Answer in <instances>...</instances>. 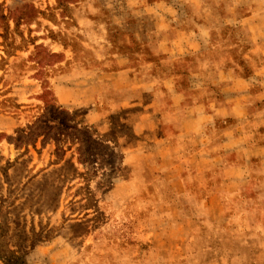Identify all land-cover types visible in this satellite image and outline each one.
<instances>
[{
  "label": "rangeland",
  "instance_id": "374dc122",
  "mask_svg": "<svg viewBox=\"0 0 264 264\" xmlns=\"http://www.w3.org/2000/svg\"><path fill=\"white\" fill-rule=\"evenodd\" d=\"M196 22L216 65L252 75L257 45L264 60V0H0V264H264V167L209 198L171 144L147 152L150 71L106 61L184 56Z\"/></svg>",
  "mask_w": 264,
  "mask_h": 264
},
{
  "label": "crops",
  "instance_id": "0c3cea01",
  "mask_svg": "<svg viewBox=\"0 0 264 264\" xmlns=\"http://www.w3.org/2000/svg\"><path fill=\"white\" fill-rule=\"evenodd\" d=\"M200 25L196 22L186 29H178L189 39V51L187 46L179 47L186 52L184 56H161L165 51L155 46L156 50L147 47V58L140 63L133 57L137 54L134 48L121 50L116 47L106 61L116 71L125 72L137 69L132 65L133 59L136 65L150 71L148 85L143 82L145 87L136 94L138 97L151 86L147 89L148 97L158 108L151 114L156 116L158 126L143 131V137L149 144L147 152L151 154V149L156 147L152 143L158 141V136L164 146L171 144L173 149L171 146L166 149H171L173 154L180 152L179 157H184L186 164L189 162L193 175H207L204 179L209 184L208 197L213 198L216 195H231L244 186L240 171L244 175L246 168L257 172V166L264 167V60L261 47L257 45V55L261 60H257L252 75H244L238 64L232 63L230 67L223 59L216 65L210 60L213 56L209 46L212 33ZM153 37L158 38L155 42L164 38L163 35ZM182 62H189V65ZM165 69L171 72L167 74ZM215 73H221V81L214 80ZM232 74L237 75L234 79L237 83L232 84L231 93ZM181 144L184 147L177 152ZM159 156L155 152L143 175L148 185L158 178L161 180L153 172V166L164 164ZM177 165L180 166L178 162L174 163L175 167ZM203 212L208 214L211 210L206 207Z\"/></svg>",
  "mask_w": 264,
  "mask_h": 264
},
{
  "label": "trees",
  "instance_id": "16d2710c",
  "mask_svg": "<svg viewBox=\"0 0 264 264\" xmlns=\"http://www.w3.org/2000/svg\"><path fill=\"white\" fill-rule=\"evenodd\" d=\"M9 260H11V263H9V264H16L19 262L18 259H13V257H11V259H9Z\"/></svg>",
  "mask_w": 264,
  "mask_h": 264
}]
</instances>
